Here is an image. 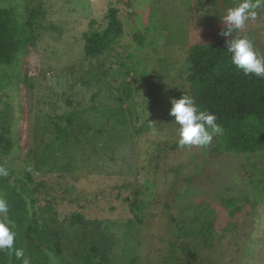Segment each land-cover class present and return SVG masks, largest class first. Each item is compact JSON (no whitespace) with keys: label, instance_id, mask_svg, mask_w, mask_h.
Instances as JSON below:
<instances>
[{"label":"rangeland","instance_id":"1","mask_svg":"<svg viewBox=\"0 0 264 264\" xmlns=\"http://www.w3.org/2000/svg\"><path fill=\"white\" fill-rule=\"evenodd\" d=\"M238 2L0 0L22 20L42 10L36 44L0 66V165L10 178L0 196L16 186L35 196L43 241L31 242L54 248L43 256L31 245V263L264 264V151L181 149L169 115L172 99L189 95L190 47ZM111 6L123 34L87 56L84 34L106 24ZM243 30L264 56V8ZM73 113L60 142L55 124ZM13 257L0 252V264Z\"/></svg>","mask_w":264,"mask_h":264},{"label":"trees","instance_id":"2","mask_svg":"<svg viewBox=\"0 0 264 264\" xmlns=\"http://www.w3.org/2000/svg\"><path fill=\"white\" fill-rule=\"evenodd\" d=\"M40 7L30 8L22 20L14 9L0 7V66L14 64L19 55L36 44L37 24ZM226 25L220 29L204 32L199 42L193 44L188 53V72L186 82L189 95L194 98L198 109H207L214 113L223 131L214 135L207 151L212 157L224 154H248L264 151V79L255 75L245 76L242 70L230 63L225 37L220 35ZM123 24L116 6L108 8L106 24L102 28L84 34L85 54L102 55L123 34ZM233 35H244L243 31ZM133 83V81H132ZM76 115H65L55 124L60 142L65 141ZM0 177V182L9 181ZM35 196H28L22 187L10 190L6 200L9 203L8 218L18 232L15 247L24 252L31 245L43 256L52 252L48 246L42 248L32 244L33 239L41 238V225L32 209ZM133 212H135L134 205ZM73 223L83 221L80 212L69 215ZM45 232L47 230L44 229ZM206 239L213 238L212 229L205 230ZM25 242L27 245H25ZM52 245V243H51ZM59 245V242H56ZM211 246V244H210ZM95 251H97L94 248ZM14 261L9 264H22L13 254ZM85 264H90L88 260ZM34 264V263H31ZM37 264H47L40 261ZM99 264V263H97Z\"/></svg>","mask_w":264,"mask_h":264},{"label":"clouds","instance_id":"3","mask_svg":"<svg viewBox=\"0 0 264 264\" xmlns=\"http://www.w3.org/2000/svg\"><path fill=\"white\" fill-rule=\"evenodd\" d=\"M261 8H264V0H239L222 16L226 27L220 35L226 38L225 46L230 54V63L242 70L245 76L255 75L264 79V56L256 51L253 42L246 35H233L241 32L247 21L256 20ZM171 103L169 115L174 117L173 121L179 126V148L207 146L214 135L223 131L216 115L207 109H198L192 96L184 94L179 99L173 98ZM8 175V169L0 165V177ZM8 213L9 203L0 196V252L6 251L9 256L14 254L17 260H22V264H31L30 259L25 257L24 250L15 247V225L7 219Z\"/></svg>","mask_w":264,"mask_h":264},{"label":"crops","instance_id":"4","mask_svg":"<svg viewBox=\"0 0 264 264\" xmlns=\"http://www.w3.org/2000/svg\"><path fill=\"white\" fill-rule=\"evenodd\" d=\"M243 33L245 34L244 30L242 29Z\"/></svg>","mask_w":264,"mask_h":264}]
</instances>
